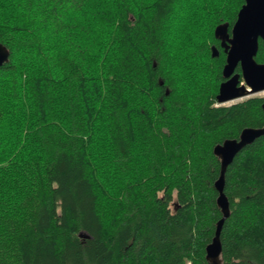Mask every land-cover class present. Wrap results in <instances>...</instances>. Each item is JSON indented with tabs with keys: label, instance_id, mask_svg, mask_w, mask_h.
Returning <instances> with one entry per match:
<instances>
[{
	"label": "trees",
	"instance_id": "trees-1",
	"mask_svg": "<svg viewBox=\"0 0 264 264\" xmlns=\"http://www.w3.org/2000/svg\"><path fill=\"white\" fill-rule=\"evenodd\" d=\"M244 3L0 0V264H212L213 148L264 125V96L216 105ZM224 191V264H264V134Z\"/></svg>",
	"mask_w": 264,
	"mask_h": 264
},
{
	"label": "water",
	"instance_id": "water-1",
	"mask_svg": "<svg viewBox=\"0 0 264 264\" xmlns=\"http://www.w3.org/2000/svg\"><path fill=\"white\" fill-rule=\"evenodd\" d=\"M215 35L222 39L221 44L227 53L222 81L216 96L218 103H224L264 91V63L256 60L260 39L264 41V0H245L238 12L237 19L229 32L228 25H220ZM212 55L218 56L219 50L212 47ZM10 51L0 42V66L8 63ZM238 66L241 72H236ZM264 134V125L246 126L239 136L226 138L215 144L213 151L220 158L221 171L215 181L218 189L217 203L223 213L217 222L215 234L206 246V258L212 264H224L222 257L221 229L224 220L230 215L231 207L224 191L225 173L236 154L259 135ZM81 235H88L81 232Z\"/></svg>",
	"mask_w": 264,
	"mask_h": 264
},
{
	"label": "rangeland",
	"instance_id": "rangeland-1",
	"mask_svg": "<svg viewBox=\"0 0 264 264\" xmlns=\"http://www.w3.org/2000/svg\"><path fill=\"white\" fill-rule=\"evenodd\" d=\"M263 97L264 96V91H261V92H258V93H254V94H251V95H248V96H245V97H241V98H237V99H234V100H231V101H227V102H224V103H216V105H223V106H227V105H231V104H234V103H237L239 101H242V100H245L247 98H251V97ZM172 207H174V204H172Z\"/></svg>",
	"mask_w": 264,
	"mask_h": 264
},
{
	"label": "flooded vegetation",
	"instance_id": "flooded-vegetation-1",
	"mask_svg": "<svg viewBox=\"0 0 264 264\" xmlns=\"http://www.w3.org/2000/svg\"><path fill=\"white\" fill-rule=\"evenodd\" d=\"M229 32H231V31H229Z\"/></svg>",
	"mask_w": 264,
	"mask_h": 264
}]
</instances>
